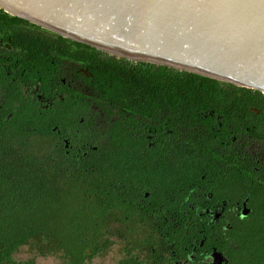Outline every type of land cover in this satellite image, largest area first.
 <instances>
[{"label": "trees", "instance_id": "16d2710c", "mask_svg": "<svg viewBox=\"0 0 264 264\" xmlns=\"http://www.w3.org/2000/svg\"><path fill=\"white\" fill-rule=\"evenodd\" d=\"M0 12L11 21L38 26L1 8ZM58 36L90 49V68L97 73L103 66L111 67L104 78L113 83L114 94L129 92L132 106L147 101L155 110L168 109L171 156L167 164L146 163V139L138 132L141 128L135 129L139 137L133 136L130 123L123 133L113 125L88 158L81 159L55 150L48 129L25 130L23 124L12 122L0 131V264H32L35 255L55 253L65 264H82L116 240L121 242L122 256L115 264H134L137 250L151 252L159 235L169 243L186 242L197 223L181 217L178 206L185 195V203L200 199V191L189 190L201 173L212 170L208 157L216 152L213 131L206 132L215 122L203 117L202 111L216 109L223 126L233 115L236 130L253 125L252 135L262 138L257 129L264 112L249 117L244 110L248 105L264 109V95L164 64L116 58ZM147 128L149 122L144 121ZM234 161L233 186L238 190L254 178H245L243 184L239 174L246 163L253 173V157L249 163L243 157ZM252 181L244 194L250 207L247 220L230 228L235 244L230 264H264V170ZM144 189L149 195L140 202ZM23 246L31 256L18 259L15 252ZM217 247L223 249L219 242Z\"/></svg>", "mask_w": 264, "mask_h": 264}, {"label": "flooded vegetation", "instance_id": "af4514ba", "mask_svg": "<svg viewBox=\"0 0 264 264\" xmlns=\"http://www.w3.org/2000/svg\"><path fill=\"white\" fill-rule=\"evenodd\" d=\"M90 54L86 47L76 46L45 28L11 21L0 12V131L12 122L23 124L25 130L44 127L50 131L55 150L87 159L97 148L98 139H105L113 125L123 133L130 123L132 135L139 137V132L146 139V163L153 167L167 164L172 132L168 109L155 110L147 106V101H137L141 107H135L129 92L114 94L113 83L104 78L111 67L105 65L97 73L90 68ZM244 112L250 117L264 109L248 105ZM202 116L215 122V126L208 124L206 131L212 130L216 139V152L208 157L212 170L201 173L189 190L200 191V199L185 203V195L178 206V214L187 217L190 224L195 221L197 226L183 243H169L163 235L157 236L151 252L137 250L134 264H230L233 258L235 244L230 228L247 220L250 207L244 194L257 173L264 170V121L257 129L263 137L256 138L252 135L253 125L238 126L240 129L236 130L233 115L225 126L214 108L202 111ZM144 121L149 122V128L144 129ZM137 128L141 130L135 131ZM250 156L253 173L246 169V163L239 174L244 178L243 184L245 178H254L236 190L234 160L243 157L249 163ZM148 195L147 189L142 190L139 201ZM218 242L223 249L217 247Z\"/></svg>", "mask_w": 264, "mask_h": 264}, {"label": "water", "instance_id": "95a60500", "mask_svg": "<svg viewBox=\"0 0 264 264\" xmlns=\"http://www.w3.org/2000/svg\"><path fill=\"white\" fill-rule=\"evenodd\" d=\"M0 8L116 56L264 94V0H0Z\"/></svg>", "mask_w": 264, "mask_h": 264}, {"label": "rangeland", "instance_id": "374dc122", "mask_svg": "<svg viewBox=\"0 0 264 264\" xmlns=\"http://www.w3.org/2000/svg\"><path fill=\"white\" fill-rule=\"evenodd\" d=\"M122 253L121 242L114 241L104 252L91 257L82 264H115ZM31 256V251L27 247H21L15 252V257L25 259ZM32 264H65L61 256L57 253L47 255H35Z\"/></svg>", "mask_w": 264, "mask_h": 264}]
</instances>
